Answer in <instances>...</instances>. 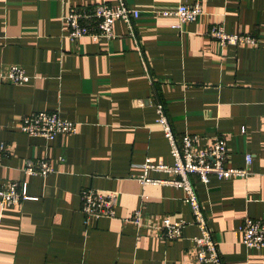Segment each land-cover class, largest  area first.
<instances>
[{
    "label": "crops",
    "instance_id": "1",
    "mask_svg": "<svg viewBox=\"0 0 264 264\" xmlns=\"http://www.w3.org/2000/svg\"><path fill=\"white\" fill-rule=\"evenodd\" d=\"M120 1L0 0V74L16 64L28 76L0 79V183H25L31 196L0 203V264H200L183 189L137 179L147 158L173 162L158 102L177 139L197 134L202 149L221 136L228 166L251 154L245 178L191 179L222 263L264 264V249L246 247L239 232L245 217L264 218V45H220L207 33L221 24L264 38V0H197L201 14L178 28L162 11L196 0H122L140 12L131 28L115 19L112 39L68 37L71 9ZM36 111H57L77 130L22 132ZM38 159L52 168L46 176L24 170ZM83 188L115 191L116 215L84 224ZM137 209L141 224L128 220ZM165 215L186 222L181 238L152 233L148 224Z\"/></svg>",
    "mask_w": 264,
    "mask_h": 264
},
{
    "label": "built area",
    "instance_id": "2",
    "mask_svg": "<svg viewBox=\"0 0 264 264\" xmlns=\"http://www.w3.org/2000/svg\"><path fill=\"white\" fill-rule=\"evenodd\" d=\"M201 12V4L196 0L192 4L181 3L174 10H164L162 14L175 15L178 21L173 24V27L178 28L182 23L196 20ZM139 14L138 9L127 6L121 0L116 6L101 3L91 7L73 8L64 16V24L68 28V37L71 40L86 36L94 40L99 37L112 39L115 19L124 20L131 28L132 20ZM207 33L220 45H264V38L250 34L228 33L221 24L213 25ZM0 78L13 84L28 80L23 69L16 64L9 65L7 71L0 74ZM156 113L164 136L169 142L173 162L172 164L156 163L147 158L141 165L142 172L137 179L142 184H165L182 188L184 200L191 210L192 223L199 229V234L191 238L195 250V261L200 264H223L191 177L196 176L200 182H208L211 176L218 179L245 178L249 175L252 156L250 153L245 154L244 167L228 166L225 163L227 146L224 138L218 135L212 136L204 148L198 149L197 144L201 137L197 134L187 133L177 139L165 108L160 102L156 104ZM19 128L30 136L52 139L59 134L75 132L77 123L62 118L57 111H36L24 116ZM5 150L6 146L0 142V153ZM24 170L30 174L46 176L52 168L46 160L38 159L28 160ZM150 171L162 172L166 176H151ZM30 197L25 183H0L1 204L15 205ZM80 198L84 224H89L93 219L111 218L116 215L117 193L115 191L83 188ZM141 214V210L137 209L128 220L141 224ZM185 224L184 220H172L165 215L148 225L154 235L173 240L182 237ZM239 232L241 241L246 247L264 249V218L245 217L239 226Z\"/></svg>",
    "mask_w": 264,
    "mask_h": 264
},
{
    "label": "rangeland",
    "instance_id": "3",
    "mask_svg": "<svg viewBox=\"0 0 264 264\" xmlns=\"http://www.w3.org/2000/svg\"><path fill=\"white\" fill-rule=\"evenodd\" d=\"M1 79V78H0ZM4 81H6V80H4ZM8 82V81H7ZM10 83V82H9ZM13 84V83H12ZM55 112V111H54ZM81 192V191H80Z\"/></svg>",
    "mask_w": 264,
    "mask_h": 264
}]
</instances>
